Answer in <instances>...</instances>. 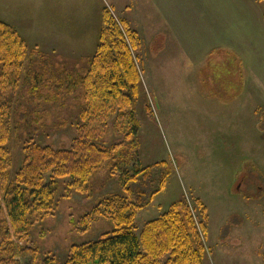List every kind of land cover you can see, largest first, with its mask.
Wrapping results in <instances>:
<instances>
[{"label":"rangeland","instance_id":"obj_1","mask_svg":"<svg viewBox=\"0 0 264 264\" xmlns=\"http://www.w3.org/2000/svg\"><path fill=\"white\" fill-rule=\"evenodd\" d=\"M62 1L0 0V20L13 27L31 49L44 55L33 61L18 80L0 89V102L11 103L24 112L27 89L34 77H41L44 67H51L52 76L57 77L84 72L98 43L102 12L108 9L117 19L127 21L139 36L133 52L141 77L134 114L139 130L127 140L129 118L117 116L118 123L127 129L120 134L112 128L102 133L99 145H122L118 155L95 174L98 191L92 197L73 192L65 198L68 192L61 184L54 216L40 221L32 231L41 258L51 254L57 264H63L73 244L97 241L113 231L103 219L85 233L77 231L70 221L91 212L108 194L121 193L119 168L124 167V155L131 152L127 159L131 161L134 155L141 167L166 161L174 169L166 189L150 207L139 212L138 235L146 223L167 212L172 202L185 195L199 223L197 211L206 209L205 264H264V94L259 89L264 90L256 86L252 74L247 79L244 67L248 66L241 56L225 49L229 51L221 57L207 54V60L196 63L198 48L190 41L195 32L196 43L202 40L205 31L196 28H202V16L216 4H222L217 8L223 10L224 0H76V23L66 19ZM252 1L249 4L263 12L260 0ZM73 25L81 29L82 39L72 36L73 30H69ZM51 80L45 82L52 87L46 90L49 100L27 107L30 122L34 114L42 115L40 132L16 126L18 137L14 134L9 144L16 167L27 138L34 137L56 149H69L77 136L75 125L85 105L84 91L79 88L71 93L58 88L55 77ZM251 90L257 91L253 94ZM111 112L110 108L94 118L91 125L103 132L102 124L106 118L110 123ZM138 144L139 149L133 151V145ZM197 201L203 207L196 205V211Z\"/></svg>","mask_w":264,"mask_h":264},{"label":"trees","instance_id":"obj_2","mask_svg":"<svg viewBox=\"0 0 264 264\" xmlns=\"http://www.w3.org/2000/svg\"><path fill=\"white\" fill-rule=\"evenodd\" d=\"M260 2L264 4V0ZM262 17L264 22V5ZM138 44L137 31L127 21L117 19L104 9L95 53L87 61L84 72L57 77L52 76V68L47 66L41 77L32 79L24 99L27 107L29 103L35 105L49 100L46 90L52 87L45 82H52L54 77L62 90L67 88L73 93L83 89L85 105L78 113L77 136L69 149H56L34 137L27 138L22 142V160L16 167V159L9 149L14 134L17 136L16 126L33 127L39 133L42 115L34 114L30 122L27 107L20 112L11 103L0 102V264L58 263L51 254L41 258V251L31 238L32 231L40 221L54 216L61 184H65L68 192L65 198L73 192L86 197L96 194L95 174L118 155L122 145H99L102 133L112 128L120 134L128 127L127 140L138 134L139 122L134 114L141 77L133 55ZM42 55L37 49H31L13 27L0 20L1 90L18 80L33 61L44 57ZM110 108V123L106 118L100 132L91 123ZM117 116L128 117L129 125L123 128ZM136 148L139 149V144L133 145V151ZM130 155L131 152L124 155V167L119 168L121 193L108 194L91 212L78 221H70L77 231L85 233L103 219L113 226V231L106 232L97 241L73 244L63 264H161L166 257L164 264H205L208 230L204 221L207 216L206 209L196 210V205L203 207L199 201L194 202V206L201 223L182 195L172 202L167 212L146 223L138 235L139 212L150 207L166 189L174 169L166 161L141 167L135 163L134 155L131 161L127 159Z\"/></svg>","mask_w":264,"mask_h":264},{"label":"crops","instance_id":"obj_3","mask_svg":"<svg viewBox=\"0 0 264 264\" xmlns=\"http://www.w3.org/2000/svg\"><path fill=\"white\" fill-rule=\"evenodd\" d=\"M249 2L250 0H233V2L231 0L225 2L224 0L225 8L223 10L217 8L222 7V4H216L212 11L207 12L206 16L200 14L203 20L201 23L202 28L200 26L196 28L205 31L202 40L198 44L196 43V32L193 34L194 30L185 39L193 34L190 41L192 46L198 48L195 52L197 56L194 57L196 63L207 60L208 58L205 57L207 54L210 57L217 53L221 57L222 53L225 54L229 50L236 57L241 56L242 63L245 59L248 66V68L244 67L247 71V79H249V73L252 74L253 82L257 87L264 90V80L262 79L264 72L263 12L259 7L255 8ZM251 2L253 3L252 0ZM76 3V0H72V2L71 0H63L61 3L63 13H66V19L70 22L75 20V23L79 17V7ZM76 26L74 28L73 25L69 31L73 30L72 36L80 40L83 37L81 29L76 28ZM251 91L255 94L257 90ZM259 93L264 94L260 89Z\"/></svg>","mask_w":264,"mask_h":264}]
</instances>
